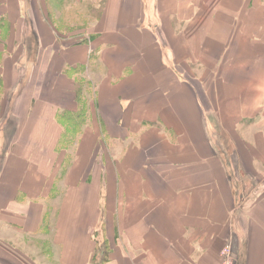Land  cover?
Here are the masks:
<instances>
[{
	"label": "crops",
	"instance_id": "1",
	"mask_svg": "<svg viewBox=\"0 0 264 264\" xmlns=\"http://www.w3.org/2000/svg\"><path fill=\"white\" fill-rule=\"evenodd\" d=\"M0 144V264H264V0H0Z\"/></svg>",
	"mask_w": 264,
	"mask_h": 264
},
{
	"label": "rangeland",
	"instance_id": "2",
	"mask_svg": "<svg viewBox=\"0 0 264 264\" xmlns=\"http://www.w3.org/2000/svg\"><path fill=\"white\" fill-rule=\"evenodd\" d=\"M78 12V11H77ZM67 14H68V16H69V14H70V16H71V18L73 19V21H75L76 23H77V25H75V27H78L79 26V24H80V21H79V18H78V16H77V14L75 13V12H73V13H66V15H65V17L64 16H59V18L61 17V19L62 18H66V16H67ZM72 14V15H71ZM71 24H73V22L72 23H70V25ZM59 28H61V29H63V27L61 26V27H59ZM28 38L29 39H31V33L29 32L28 33ZM72 38H75V36L73 35V37ZM85 89V84L84 83H79V85L77 86V95H81V93H84V90ZM82 103H84L83 101H82ZM65 119L67 118V117H69V116H67V115H62ZM67 120V119H66ZM67 130V129H66ZM71 130H73V127H71L70 129H69V131H71ZM2 147V145L0 144V149H2L1 148ZM229 246H230V253H231V255H232V257L233 258H235V255H234V246H233V242L231 243H227ZM220 255H221V252H220ZM102 260H104V258L102 257ZM219 261H220V259H219ZM219 263V262H218Z\"/></svg>",
	"mask_w": 264,
	"mask_h": 264
},
{
	"label": "built area",
	"instance_id": "3",
	"mask_svg": "<svg viewBox=\"0 0 264 264\" xmlns=\"http://www.w3.org/2000/svg\"><path fill=\"white\" fill-rule=\"evenodd\" d=\"M234 263H235V258H233L230 253V246L226 244L221 250L220 261L218 264H234Z\"/></svg>",
	"mask_w": 264,
	"mask_h": 264
}]
</instances>
